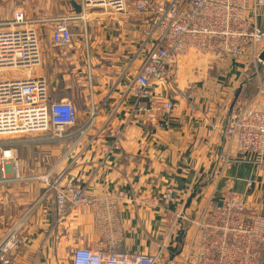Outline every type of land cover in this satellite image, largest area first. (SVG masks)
<instances>
[{"label":"crops","instance_id":"obj_1","mask_svg":"<svg viewBox=\"0 0 264 264\" xmlns=\"http://www.w3.org/2000/svg\"><path fill=\"white\" fill-rule=\"evenodd\" d=\"M19 10L40 26L42 64L34 73L48 79L52 101L69 99L77 110L78 123L70 136L53 147L59 158L50 172L55 176L64 172L65 179L95 195L126 193L119 203L123 240L117 251L156 253L165 242L161 264H216L211 255L204 260L201 239L190 221L183 235H168L167 213L199 219L208 202L219 203L229 187L245 193L249 205L264 212V164L232 163L221 173L229 148L225 121L231 106L244 82L235 106L255 92L258 81L253 79V88L246 89L252 79L247 78L248 57L232 56L217 66L211 54L191 50L179 60L175 81L153 89L156 95L173 99V112L150 126L142 115L133 114V127L114 148L112 132L124 126L137 102L132 82L141 64L135 57L143 36L140 12L132 2L124 13L87 9L85 20L70 22L71 43L56 46L54 19L80 14L72 0H0V28ZM249 17L264 30V3ZM191 86L196 92L193 99L186 92ZM93 110L94 125L85 134L78 133ZM39 153L32 157H42ZM42 185L25 221L13 229L20 243L13 262L72 264L75 248L98 246L94 215L72 210L60 224L55 194L47 190V183ZM168 192L170 200L165 199ZM144 199L148 204L141 203Z\"/></svg>","mask_w":264,"mask_h":264},{"label":"built area","instance_id":"obj_2","mask_svg":"<svg viewBox=\"0 0 264 264\" xmlns=\"http://www.w3.org/2000/svg\"><path fill=\"white\" fill-rule=\"evenodd\" d=\"M80 2L82 14L54 19V45L71 43L70 22L85 20L87 9L101 8L113 13L130 9L128 0ZM263 3L264 0H133L132 5L141 14L143 34L135 56L141 64L132 82L137 102L124 126L112 132L113 147L119 148L133 127V114L142 115L150 126L173 112V99L160 97L153 89L175 81L179 60L191 50H198L211 54L217 66L232 56H246L247 73L252 68L258 79L255 92L240 99L225 121L229 148L221 173L232 163L264 164V78L260 73L264 66L260 60L264 30L249 17V12ZM40 37L35 20L27 19L22 10L0 28V136L33 135L51 129L53 137L62 140L70 136V130L78 123L74 103L69 99L52 101L48 79L34 73L42 62ZM9 70L24 71L25 76L4 77ZM252 76L248 73L247 78ZM186 92L193 99L195 86ZM95 114L93 110L91 119L78 133L85 134L94 125ZM11 157L12 151L0 141V182L11 179L7 163ZM65 176L62 172L52 178L49 172L42 178L48 184L47 190L55 194L58 222L64 224L72 210L82 214L91 211L99 234L96 248L74 249L72 264H161L165 242L156 253L116 250L123 240L119 203L127 197L125 192L95 195ZM170 198L168 192L165 199ZM141 203L148 204L146 199ZM167 215L168 235H183L188 221L195 226L204 260L211 255L216 264H261L264 212L250 206L245 193L227 188L220 202H208L203 215L196 220L183 212L168 211ZM19 244L17 233L12 235V231L0 240V264H14L12 257Z\"/></svg>","mask_w":264,"mask_h":264},{"label":"rangeland","instance_id":"obj_3","mask_svg":"<svg viewBox=\"0 0 264 264\" xmlns=\"http://www.w3.org/2000/svg\"><path fill=\"white\" fill-rule=\"evenodd\" d=\"M128 2H133V0H128ZM37 26L40 27L38 24ZM3 75L4 77H23L25 72L9 70ZM239 90L242 92L241 88ZM53 136L51 129L33 135L0 136L2 146L12 151V157L7 160L11 179L7 182H0V240L13 231L19 223L25 221L34 198L41 193L44 183L42 178L50 172L51 164L58 161L57 149L53 147L59 145V139ZM39 145H47L52 149H37ZM38 152H40L38 155L42 157L36 155L37 158H33L32 156ZM50 173L54 175V171Z\"/></svg>","mask_w":264,"mask_h":264},{"label":"water","instance_id":"obj_4","mask_svg":"<svg viewBox=\"0 0 264 264\" xmlns=\"http://www.w3.org/2000/svg\"><path fill=\"white\" fill-rule=\"evenodd\" d=\"M72 5H73V7H74V9L76 10L77 13H81L82 12V5L81 4L77 3L75 0H72ZM260 60H261V63L264 64V49L262 50V52L260 54ZM240 92H241V90H239L237 92V94H236L235 100H234V102H233V104L231 106V111L233 110V107L235 105V102H236ZM193 196H195V193L193 194ZM188 203H190V200H189Z\"/></svg>","mask_w":264,"mask_h":264},{"label":"trees","instance_id":"obj_5","mask_svg":"<svg viewBox=\"0 0 264 264\" xmlns=\"http://www.w3.org/2000/svg\"><path fill=\"white\" fill-rule=\"evenodd\" d=\"M262 70H263V66H261V68H260V73H261V75H262ZM249 74H252V75H253L251 81H252L253 79H254V80L257 79V78H256V75L253 74V69H252V68L250 69ZM251 81L247 84V88H246L247 90H249L250 88H253V86H254V85H252V83H254V81H252V82H251ZM245 91H246V90H244V92H243V94H242V96H244V97L246 96ZM243 99H245V98H243Z\"/></svg>","mask_w":264,"mask_h":264},{"label":"bare ground","instance_id":"obj_6","mask_svg":"<svg viewBox=\"0 0 264 264\" xmlns=\"http://www.w3.org/2000/svg\"><path fill=\"white\" fill-rule=\"evenodd\" d=\"M15 231H16V230H13V231H12V235H14Z\"/></svg>","mask_w":264,"mask_h":264}]
</instances>
